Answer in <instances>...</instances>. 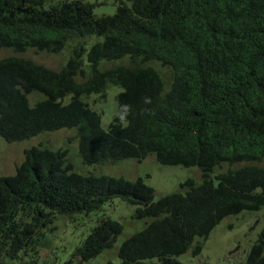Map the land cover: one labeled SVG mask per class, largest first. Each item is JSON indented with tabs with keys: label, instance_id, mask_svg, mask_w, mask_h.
<instances>
[{
	"label": "trees",
	"instance_id": "trees-1",
	"mask_svg": "<svg viewBox=\"0 0 264 264\" xmlns=\"http://www.w3.org/2000/svg\"><path fill=\"white\" fill-rule=\"evenodd\" d=\"M129 1L96 17L82 0H0V50L59 54L70 40L102 38L87 51L76 44L59 70L0 59V137L15 143L74 129L83 164L153 155L161 165L198 168L201 182L187 179L180 191L155 200L140 177L82 175L66 149H26L14 175L0 177V264L37 262L58 218L96 212L114 199L145 221L118 248L120 264H181L175 257L190 248L199 254L195 241L224 218L264 210V0ZM85 53L91 75L78 82ZM123 59L137 65L99 70ZM146 63L172 70L168 90ZM108 85L121 91L104 131L84 99L104 98ZM32 92L44 99L31 106ZM238 164L213 176L221 165ZM121 232L120 223L101 221L74 250L76 263L65 264L111 249ZM245 264H264V229Z\"/></svg>",
	"mask_w": 264,
	"mask_h": 264
},
{
	"label": "rangeland",
	"instance_id": "rangeland-1",
	"mask_svg": "<svg viewBox=\"0 0 264 264\" xmlns=\"http://www.w3.org/2000/svg\"><path fill=\"white\" fill-rule=\"evenodd\" d=\"M93 5V14L96 17L112 16L117 6L124 3L130 6L129 0H82ZM102 41V38L90 36L81 40L73 39L68 41L65 48L59 54H50L27 50L24 53H14L12 50H0V59L17 56L25 58L52 70H59L72 55L75 45H82L87 51L94 43ZM83 73L76 77V81L87 80L91 71L86 66V53L82 57ZM136 66L128 59L114 62H102L100 71L116 68L118 66ZM145 66H152L158 71L165 90H168L173 72L170 68H161L154 63H146ZM121 91L117 86L108 85L104 98L99 95H91L84 99V102L101 117V128L108 130L109 124L116 116V96ZM29 104L44 99V96L32 92L28 96ZM69 98L64 100L67 103ZM42 145L53 150L66 149L67 160L72 164L73 171L82 175L123 177L133 181L140 177L144 183L155 192V200L161 196L169 195L180 191L179 185L187 179L194 180L197 184L201 182V172L196 167L167 166L157 163L153 155L147 156L141 162L134 159H124L116 162H104L101 164H83L78 155L76 132L74 129H61L55 132L42 133L36 137L15 143H7L0 137V177L12 176L15 168L23 159V151L34 146ZM243 164L228 167H221L214 170L213 176L228 169H235ZM264 168V160L258 163ZM135 207L114 199L106 203L100 210L88 214L74 215L71 218L62 217L54 222V230L47 232L38 249V261L33 264H65L68 261L76 263L73 258L74 250L79 247L91 230L103 220H112L122 225V232L117 237L113 247L102 252L95 258L83 264H120L117 257V250L121 243L141 231L145 221L133 219ZM264 229V210L244 211L236 216L224 218L208 235L206 239H197L194 243L201 244V251L197 255L191 254V248L183 255L175 257L181 264H245L246 256L251 246ZM24 261H30L24 257Z\"/></svg>",
	"mask_w": 264,
	"mask_h": 264
},
{
	"label": "clouds",
	"instance_id": "clouds-1",
	"mask_svg": "<svg viewBox=\"0 0 264 264\" xmlns=\"http://www.w3.org/2000/svg\"><path fill=\"white\" fill-rule=\"evenodd\" d=\"M127 110H128L127 107H125V108H124V113H125V114L127 113ZM123 119H124V117H123V115H122V116H121V120H123Z\"/></svg>",
	"mask_w": 264,
	"mask_h": 264
}]
</instances>
